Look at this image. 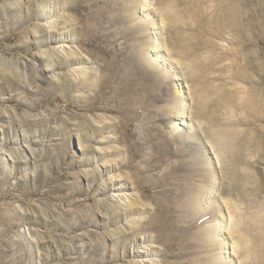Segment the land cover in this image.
Returning <instances> with one entry per match:
<instances>
[{
	"label": "rangeland",
	"instance_id": "obj_1",
	"mask_svg": "<svg viewBox=\"0 0 264 264\" xmlns=\"http://www.w3.org/2000/svg\"><path fill=\"white\" fill-rule=\"evenodd\" d=\"M260 178L264 0H0V264H264Z\"/></svg>",
	"mask_w": 264,
	"mask_h": 264
},
{
	"label": "bare ground",
	"instance_id": "obj_2",
	"mask_svg": "<svg viewBox=\"0 0 264 264\" xmlns=\"http://www.w3.org/2000/svg\"><path fill=\"white\" fill-rule=\"evenodd\" d=\"M193 65V64H192ZM193 67L195 68V66L193 65ZM197 69V68H196ZM228 97V96H227ZM212 139L215 140L216 144H220L222 147L220 149H224L226 153H233L234 154V158L233 161L232 159L229 160V156L231 154H224L223 157L226 156V160L229 163V169H230V175H231V186H235L236 188H240L242 190V194H246V191L248 189V186L246 185V182H250L253 178V174L252 172L248 171V170H243V169H238L236 167V159H237V155L236 154V149L237 146H235V136L232 130L230 129H226L223 128L222 130H216L214 132V134L212 135ZM256 189L259 191H263L264 190V178H260L259 180L256 181ZM228 209L230 212L233 213L234 217H237L238 215L240 217H242V219H246L247 214L243 215V214H239V212H237L236 209V205H232L231 203H228ZM249 216L251 219H253V223L251 224L252 227L259 225L260 223H262L263 221V217L262 214L259 215L256 212H252L249 213ZM241 220V218L239 219ZM241 223V222H240ZM261 225V229L262 232L260 233V237L263 238L264 237V224H260ZM248 226V225H247ZM231 230V233H236L239 230L238 225H236V227L233 226ZM230 233V234H231ZM244 237H239V244L237 243V250L236 252H243V254L245 253V255L248 254H253V248H256L257 243L256 242H251L250 244H247L248 241H244L243 240Z\"/></svg>",
	"mask_w": 264,
	"mask_h": 264
}]
</instances>
